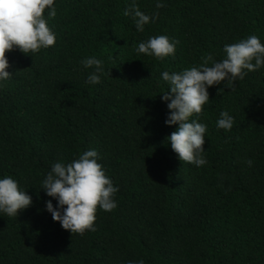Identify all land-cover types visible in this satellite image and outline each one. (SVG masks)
I'll use <instances>...</instances> for the list:
<instances>
[{
  "label": "trees",
  "instance_id": "obj_1",
  "mask_svg": "<svg viewBox=\"0 0 264 264\" xmlns=\"http://www.w3.org/2000/svg\"><path fill=\"white\" fill-rule=\"evenodd\" d=\"M132 2L54 0L56 17L44 15L55 45L6 53L0 179L13 177L33 202L17 217L0 213V264H264V66L208 88L210 101L190 117L207 125L201 167L165 142L178 125L165 123L161 76L208 54L221 61L226 44L250 35L264 44V0H162L159 9L135 0L158 13L142 32L123 14ZM158 35L179 41L174 55L136 53ZM90 56L103 61L98 84L86 83ZM221 111L234 117L230 131L216 126ZM90 149L118 187L117 207L97 209L95 231L72 234L47 211L58 201L41 185L55 162Z\"/></svg>",
  "mask_w": 264,
  "mask_h": 264
},
{
  "label": "clouds",
  "instance_id": "obj_2",
  "mask_svg": "<svg viewBox=\"0 0 264 264\" xmlns=\"http://www.w3.org/2000/svg\"><path fill=\"white\" fill-rule=\"evenodd\" d=\"M164 6L162 0H157V9ZM45 9H48V19L56 17L54 0H0V81H6L13 75L7 70L10 64L6 53L19 49L26 55L34 54L55 45L56 36L45 19ZM123 14L133 19L138 32L144 31L146 24L158 18V13L150 16L141 11L135 0L126 6ZM177 43L179 41H170L166 35L151 36L138 46L134 45V50L138 55L163 59L175 54ZM223 51L225 58L221 61L214 60L212 54H208L201 57L199 66L180 72L161 73L170 89L164 91L162 96L163 101H168L167 108L170 110L165 123L178 125L165 142H170L180 161L196 167L207 163L203 155L207 125L190 120V117L202 113L203 106L210 101L208 88L225 81L231 88L234 81L244 79L247 72L264 66V44L256 35L226 44ZM81 64L86 69H93L86 83H100L103 61L90 56L81 60ZM222 90L219 89L218 93ZM233 125L234 117L228 111H221L217 128L230 131ZM246 162L249 166L253 163L251 159ZM41 188L58 201L57 207L53 206L51 200L46 202V209L53 220L60 222L62 228L70 230L72 234L83 235L86 230L95 231L97 209L110 212L117 207L114 196L118 187L114 186L102 164L98 163L95 149L85 151L67 164L55 162L43 179ZM32 202V197L20 188L13 177L0 179V213L17 217ZM126 264H144V261H127Z\"/></svg>",
  "mask_w": 264,
  "mask_h": 264
}]
</instances>
